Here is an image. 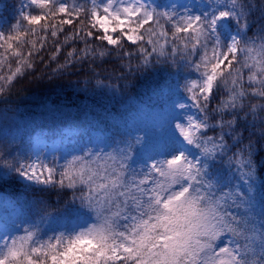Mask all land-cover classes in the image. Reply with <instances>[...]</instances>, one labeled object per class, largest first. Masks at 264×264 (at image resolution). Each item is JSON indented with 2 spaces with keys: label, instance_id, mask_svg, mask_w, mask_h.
I'll return each mask as SVG.
<instances>
[{
  "label": "snow or ice",
  "instance_id": "6c2138e0",
  "mask_svg": "<svg viewBox=\"0 0 264 264\" xmlns=\"http://www.w3.org/2000/svg\"><path fill=\"white\" fill-rule=\"evenodd\" d=\"M251 16L250 0H21L0 15V97L85 65L113 95V81L128 87L139 74L173 96L151 135L119 109L103 121L69 116L75 132L51 139L68 150L51 160L40 138L24 146L0 128V189L27 182L20 211L0 221V264H264V220L230 211L250 212L264 149V22L252 31ZM225 157L246 191L217 169Z\"/></svg>",
  "mask_w": 264,
  "mask_h": 264
},
{
  "label": "trees",
  "instance_id": "16d2710c",
  "mask_svg": "<svg viewBox=\"0 0 264 264\" xmlns=\"http://www.w3.org/2000/svg\"><path fill=\"white\" fill-rule=\"evenodd\" d=\"M250 4L252 7V31H256L258 23L264 22L261 20V8L264 7V0H250ZM251 34L252 32L249 33V35ZM59 62H63L62 57ZM55 66L52 64L51 68H55ZM102 68L106 72L112 70L110 64H105ZM97 71L100 72L101 69L97 68ZM91 75V70L85 65L83 67L78 66L77 70L72 73L52 76L51 79H48L47 75L43 78L28 77L21 79L10 92L4 97H0V101H4L0 102V128L11 134H16L25 145L29 143L28 141L37 131H57L75 126L78 121L69 118V116H79L81 121L84 119L103 121L110 118L114 111L119 109L129 126L145 129L143 112L147 111V108L156 106L163 108L164 104L172 103L173 100V96L168 92V87L161 85L159 77L147 80V77L136 74L134 77H129L130 84L128 87L124 86V81H113L119 86V92L113 95V91L109 88L103 85L98 86L96 79L89 80L88 77ZM36 76L40 77V72H37ZM98 78L104 80L105 74L102 73ZM85 85H87L86 89ZM158 85L163 87V93L159 91ZM176 98L178 99V97ZM220 98L221 96L218 95L213 100V106ZM54 108L58 111L53 112ZM147 112L149 113V111ZM120 123L123 124L124 121H120ZM240 131L243 132L244 142L247 143L251 129L245 130L242 127ZM226 139H228L229 144L232 143L231 138L226 136ZM10 147L16 149L17 145L13 144ZM148 147L149 145L146 144L145 149ZM3 151H5L4 145L3 142H0V152ZM17 154V151L13 150L12 156H9L8 159L11 160ZM228 155H231V152ZM255 161L256 181L253 206L250 212L244 208L236 209L234 207L230 211L237 215L249 216L250 222L259 227L260 222L264 220V214L261 213V205L264 204V200L261 199V194L264 193V149L258 147L255 153ZM216 167L225 175L232 176L233 185H238L246 191V186L239 178L238 170L235 166H229L227 157L220 160ZM24 183L27 182L21 179L16 184H10L0 189V193H6L14 201L17 198L23 201L26 196L20 185ZM36 187L41 186L37 185ZM51 200L54 202L55 196H52Z\"/></svg>",
  "mask_w": 264,
  "mask_h": 264
},
{
  "label": "rangeland",
  "instance_id": "374dc122",
  "mask_svg": "<svg viewBox=\"0 0 264 264\" xmlns=\"http://www.w3.org/2000/svg\"><path fill=\"white\" fill-rule=\"evenodd\" d=\"M21 0H0V15H3L5 17H9L12 15H16V9L20 7ZM170 103H167L164 105L163 108L156 106L152 108H147L144 111V127L146 131L151 135L154 127L158 122L160 121L163 112L166 111L170 107ZM194 112V111H193ZM148 113V114H147ZM75 127H67L61 132H48V131H38L34 137L31 139V141H34L36 138H40L38 142L35 143V147L39 148L42 151L39 153L41 159L51 160L52 155L49 152H55L57 150H68L69 141L65 140L61 142L59 139L51 140L52 138L58 137L61 133H74ZM30 141V142H31ZM27 146V145H24ZM25 160H27L29 157L31 159H35V155L31 151L24 152L20 154ZM61 162V161H60ZM5 195L4 193H0ZM20 210L17 208V206L12 202V200L7 197L6 195L2 198H0V221H10L15 217V215ZM229 239V237H225L224 241ZM222 241V242H224Z\"/></svg>",
  "mask_w": 264,
  "mask_h": 264
}]
</instances>
